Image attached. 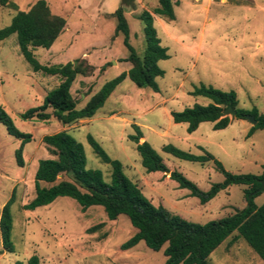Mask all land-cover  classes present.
<instances>
[{"label":"rangeland","instance_id":"obj_1","mask_svg":"<svg viewBox=\"0 0 264 264\" xmlns=\"http://www.w3.org/2000/svg\"><path fill=\"white\" fill-rule=\"evenodd\" d=\"M17 9L0 5V28L17 10H27L36 0H11ZM54 14L66 24L52 50L36 47L33 52L42 64L65 63L85 58L94 72L78 76L71 94L81 107L107 80L129 68L122 34H114L116 19L110 14L119 7L129 26V43L142 55L145 41L137 14L158 5V0H45ZM175 1V0H173ZM206 6V8H205ZM174 19L154 15V26L169 57L159 61L164 71L155 80L158 91L139 88L125 78L91 118L70 125L60 124L52 115L46 121L22 120L20 113L41 103L43 93L54 88L61 77L33 71L20 53L16 35L0 41V105L22 132L32 135L24 145L23 166L15 159L19 139L9 135L0 123V212L14 190L11 206L13 252L1 248L0 264H27L31 255L39 264H163L164 246L154 251L143 241L121 250L120 244L135 233L126 215L109 220L102 207L93 205L81 211L69 197H58L33 210L23 205L34 196V173L39 159L52 157L42 137L66 130L82 143L86 167L99 169L110 181L111 167L94 153L87 141L90 134L113 159L122 163L123 172L154 204L162 205L187 220L205 223L229 215L245 206L244 185H232L201 204L185 188L168 178L169 172H146L135 144L128 139L139 126L142 137L162 157L168 170H177L202 189L221 181L223 176L212 161L201 164L176 158L162 150L171 143L194 154L207 151L225 170L260 174L264 165V129L250 135L248 118H231L223 129L201 122L191 133L186 123H175L171 111L194 104L206 105L205 97L191 94L200 83L224 91L233 90L238 108L256 107L264 114V0H177ZM103 68V69H101ZM51 113V109H47ZM60 177V176H59ZM65 178V177H64ZM264 202V190L254 198ZM100 225L99 228L93 227ZM235 233V232H234ZM230 237L215 248L208 264H264L246 241L240 238L228 245Z\"/></svg>","mask_w":264,"mask_h":264},{"label":"trees","instance_id":"obj_2","mask_svg":"<svg viewBox=\"0 0 264 264\" xmlns=\"http://www.w3.org/2000/svg\"><path fill=\"white\" fill-rule=\"evenodd\" d=\"M176 2L177 0H158V5L152 11L143 9L137 14L142 23L145 41L142 55H139L129 43V26L123 15V8L119 7L110 14L116 19L114 34L123 36V44L128 51L124 59L130 63V67L105 81L81 107H77L70 89L78 76L91 75L95 70L94 65L82 57L65 63L42 64L33 52L36 47L48 49L54 44L65 27V18L52 13L45 0H36L27 10H17L9 23L0 28V41L15 34L20 53L33 71L61 77L54 88L43 93L41 103L21 112L20 118L46 121L52 115L62 125L91 118L125 78H129L139 88L158 91L155 79L164 74L158 63L167 59L169 55L167 48L160 43L153 15L173 20V5ZM0 5L17 9L16 3L11 0H0ZM191 94L205 97L210 102L170 112L175 123H186V131L189 133L195 131L198 125L205 121L211 122L215 130L227 127L231 120L229 116L223 114L227 107L236 111L233 115L236 118H246V114L253 116L255 122L248 135L256 129H264V114L256 107L238 108V100L233 90L224 91L200 83L193 88ZM48 108L51 109V113L47 111ZM0 123L4 125L9 135L19 139L15 159L19 166H23L22 151L24 145L32 140V135L20 131L1 105ZM132 126L134 133L129 134L128 139L135 144L140 163L146 172H169L168 178L174 180L179 188L187 189L201 204L207 203L220 191L232 185H244L245 206L235 208L229 215L205 223L187 220L173 214L162 205H154L142 193L140 187L125 175L122 163L111 158L93 136L88 134L87 141L94 153L111 167L110 181L106 182L99 169L86 167L82 143L66 130H60L42 137L52 157L38 160L34 173V196L23 205V208L33 210L51 203L58 197H69L79 204L81 211L93 205L102 207L109 220H115L121 214L126 215L136 231L120 244V249H129L140 241L154 251L164 246L163 264H208L207 259L211 252L228 237L232 242L239 238L244 239L264 262V202L257 205L254 201V198L264 190V187L258 190L260 179L264 178V165L260 174L233 173L225 170L207 151H203V154H194L171 143L163 145L162 150L176 158L201 164L213 162L223 178L221 181L211 183L207 190H202L181 172L168 170L162 157L151 144L146 140L139 141L142 137L139 126L136 124ZM14 200L13 190L0 212L1 248L5 252L14 251L11 240V206ZM99 227L100 225H96L93 228ZM27 264H39L38 256L31 255L27 259Z\"/></svg>","mask_w":264,"mask_h":264},{"label":"water","instance_id":"obj_3","mask_svg":"<svg viewBox=\"0 0 264 264\" xmlns=\"http://www.w3.org/2000/svg\"><path fill=\"white\" fill-rule=\"evenodd\" d=\"M128 4H129V0H121V5L127 6ZM235 112L236 111L234 109H232L231 107H227L226 109L223 110V114L231 113L234 115ZM245 116H246V118H248L250 120V122L252 124H254L255 120H254L252 115L246 114ZM165 173H167V171ZM263 187H264V178L260 179V186H259L258 190L262 189Z\"/></svg>","mask_w":264,"mask_h":264},{"label":"crops","instance_id":"obj_4","mask_svg":"<svg viewBox=\"0 0 264 264\" xmlns=\"http://www.w3.org/2000/svg\"><path fill=\"white\" fill-rule=\"evenodd\" d=\"M205 8H206V6H205ZM154 15H155V14H154ZM154 15H153V16H154ZM53 48H54V45H52L50 48H48V50H52ZM129 67H130V63H129ZM261 204H262V203H261ZM239 239H240V238H239ZM239 239H238V240H239ZM238 240H235V241H233V242L230 240L229 243H228V245L233 244V243L237 242ZM260 259H261V258H260Z\"/></svg>","mask_w":264,"mask_h":264},{"label":"built area","instance_id":"obj_5","mask_svg":"<svg viewBox=\"0 0 264 264\" xmlns=\"http://www.w3.org/2000/svg\"><path fill=\"white\" fill-rule=\"evenodd\" d=\"M195 1H201V0H195Z\"/></svg>","mask_w":264,"mask_h":264}]
</instances>
